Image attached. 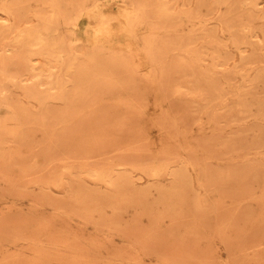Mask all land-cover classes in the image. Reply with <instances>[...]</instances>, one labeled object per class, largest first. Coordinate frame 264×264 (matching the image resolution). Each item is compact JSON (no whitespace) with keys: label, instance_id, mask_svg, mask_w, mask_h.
<instances>
[{"label":"rangeland","instance_id":"374dc122","mask_svg":"<svg viewBox=\"0 0 264 264\" xmlns=\"http://www.w3.org/2000/svg\"><path fill=\"white\" fill-rule=\"evenodd\" d=\"M0 264H264V0H0Z\"/></svg>","mask_w":264,"mask_h":264},{"label":"bare ground","instance_id":"6f19581e","mask_svg":"<svg viewBox=\"0 0 264 264\" xmlns=\"http://www.w3.org/2000/svg\"><path fill=\"white\" fill-rule=\"evenodd\" d=\"M105 7H108L106 5H103V6H100V7H97L96 9L93 10V12H91L89 14V17H88V20L90 21V24L93 23L95 24L96 26L98 25L97 28L93 29V27H91V25L88 27L85 28L84 32L88 33V32H92L91 33V36L92 39L91 42H95L96 44H101L100 42H103L104 44H101V45H106L107 42L112 39L113 37L115 36H118V35H124V32H126V27H127V23L125 21V16L124 14H120V18H121V22L118 24V27L119 29H116L114 30V25H110V26H105L103 22H101L100 20L104 19L105 17H108V16H111L112 14L111 13H106L104 10H105ZM107 11V10H106ZM93 21V22H92ZM89 24V23H88ZM35 37V36H34ZM40 37V36H39ZM43 38V37H41ZM40 38V40H42ZM30 39V38H29ZM33 40V39H32ZM46 41V39H45ZM44 41V42H45ZM30 42V40H29ZM41 42L43 43V40L40 41L39 43L41 44ZM48 42V41H47ZM36 43V42H35ZM31 44V43H30ZM38 44V42H37ZM33 45V44H32ZM31 45V46H32ZM42 45V44H41ZM30 46V45H29ZM37 46V45H36ZM48 46V44H47ZM40 47V45H39ZM42 47H45L44 45H42ZM38 49V47H36Z\"/></svg>","mask_w":264,"mask_h":264}]
</instances>
